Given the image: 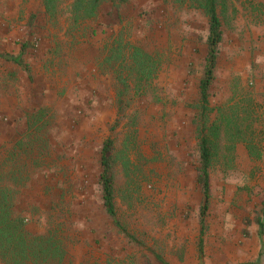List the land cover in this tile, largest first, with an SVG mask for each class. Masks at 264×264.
I'll use <instances>...</instances> for the list:
<instances>
[{
	"label": "rangeland",
	"instance_id": "rangeland-1",
	"mask_svg": "<svg viewBox=\"0 0 264 264\" xmlns=\"http://www.w3.org/2000/svg\"><path fill=\"white\" fill-rule=\"evenodd\" d=\"M42 11L40 0H0V75L5 48L24 72L30 67L26 59L35 61L37 52H46L35 65L44 71L38 73L36 95L20 98L15 110L40 111V118L27 127L6 122L0 110V162L6 183L9 172L18 178L15 207L25 229L38 235L48 223L61 225L62 264L254 260L260 246L257 219L264 230V0H222L217 7L222 37L208 106L219 109L229 124L222 128L219 160L210 170L201 234L192 119L206 17L191 0L104 1L93 20L77 24L70 19L69 0L53 19L43 21ZM30 16L37 24L18 35L16 26ZM21 38L32 45L15 55L7 43H22ZM114 40L149 55L156 70L134 86L129 109L112 130L114 80L99 63ZM25 103L31 109L19 111ZM215 115L209 112L210 119ZM107 137L115 145L118 225L103 211L97 181L98 152ZM16 141L25 149L9 162L5 152ZM245 141L256 147L257 159L248 156ZM246 216L255 219L247 228Z\"/></svg>",
	"mask_w": 264,
	"mask_h": 264
},
{
	"label": "trees",
	"instance_id": "trees-1",
	"mask_svg": "<svg viewBox=\"0 0 264 264\" xmlns=\"http://www.w3.org/2000/svg\"><path fill=\"white\" fill-rule=\"evenodd\" d=\"M65 1L67 0H40L44 14L49 19L56 17L59 7ZM104 1L115 5L116 2L122 0H69V13L72 23L77 24L93 20ZM191 3L206 17L207 26L205 54L201 75L197 82L198 100L193 105L194 115L192 119L196 138L194 179L200 192L198 222L201 226V234L210 199V170L219 160V136L223 126H228L229 121L219 109H211L208 106L209 90L215 77L219 43L222 37L217 14V7L222 5V0H191ZM29 45H32L30 41L24 43L22 49ZM105 53V57L102 58L99 66L108 68L114 80L115 114L110 126V129L113 130L124 119L129 109L132 89L137 83L148 81L153 77L156 62L149 55L136 48L130 52V44L122 43V40H114ZM212 110H215L216 115L210 119L209 112ZM41 114L40 111L28 113L27 120L29 123H34ZM29 125L26 126L29 127ZM245 147L250 158L257 159L259 157V152L253 143L245 141ZM24 149L23 143L16 141L10 149H6L4 159L8 158L9 162L15 161L17 152H22ZM114 151L113 138H105L101 142L98 152L99 173L97 181L103 211L114 225H118L114 202V165L116 158ZM9 174L11 183H6L7 175L3 170V164L0 162V263L62 264L65 250L61 225L51 227L48 223L44 233L38 235L28 232L25 229L24 218L15 207L18 178L13 172H9ZM257 224L258 238H260L263 227L259 219H257ZM259 241L261 243L260 239ZM199 244L197 245L198 250L200 249ZM262 254V246H260L257 258L251 264H261Z\"/></svg>",
	"mask_w": 264,
	"mask_h": 264
},
{
	"label": "crops",
	"instance_id": "crops-1",
	"mask_svg": "<svg viewBox=\"0 0 264 264\" xmlns=\"http://www.w3.org/2000/svg\"><path fill=\"white\" fill-rule=\"evenodd\" d=\"M5 2H9L11 3V0H4ZM9 10V9H8ZM9 12V11H8ZM7 14V11L5 10V13ZM41 15L43 16V21L44 20H48V16H46L44 14V11H42ZM27 20V21H26ZM25 21H22L21 25H17L16 26V32L18 35H20L25 31V29H27V25H31V24H37L35 17L30 16L29 18H27ZM7 26H9L7 23H5ZM34 29V28H31ZM10 35H12L14 37L15 34H12L11 31L9 32ZM23 35V34H22ZM23 39L21 38V41ZM50 41L49 38L46 39V42ZM4 42L1 43V46L3 45V47H6L7 44L9 45L10 49H13V52H15L16 54H22L24 53V49H22V45L24 44V41H22V43H17L12 45ZM41 45V48L45 45L44 42L39 43ZM43 44V45H42ZM17 46L15 48H13L14 46ZM49 46V43L46 45ZM3 55L5 56L4 59V64L2 66V70H1V75H0V110L2 111V114H4L6 116L5 120L8 123H16V122H24V124H30L29 121L27 120V114L22 115V112L20 113H16L17 111H15L17 109L16 104L19 102V99H25V97H29L30 99L33 98L36 95V90H34V87L36 86V82H37V77H38V73L44 72L42 69L39 70L40 72H38L37 66L40 65L41 60L40 59H44L46 56V52L44 50H40L39 52H37L36 54H38L35 57V61H33V59H26L29 61V69L22 70V67L20 68L17 65L16 59L17 57H9L11 54V51L6 49L3 51ZM38 61V62H37ZM37 65V66H35ZM45 77V74H43ZM15 79V81H14ZM28 106H24L23 108H18L19 111H23V110H28L31 109V105L30 103H25ZM28 112V111H27ZM26 112V113H27ZM30 114V113H29ZM22 115V116H21ZM261 206H264V202L262 201V203H260ZM260 215V214H259ZM243 222L246 224L245 227H249V225L252 223L251 220L254 218H249L248 216L244 217ZM255 222V219H254ZM256 225V224H255ZM242 234L243 236H249V233L247 231V229H243L242 230ZM256 240L257 242L260 244V246H262V262L261 264H264L263 261V256H264V251H263V242H262V237L264 235V230L260 236V238H258V226H256ZM259 239L261 240V243L259 241ZM259 246V248H260ZM259 248L257 250L256 256L254 258V260H252L249 264H251L253 261L256 260L257 258V254L259 251Z\"/></svg>",
	"mask_w": 264,
	"mask_h": 264
}]
</instances>
